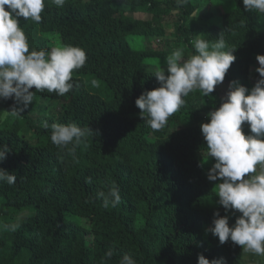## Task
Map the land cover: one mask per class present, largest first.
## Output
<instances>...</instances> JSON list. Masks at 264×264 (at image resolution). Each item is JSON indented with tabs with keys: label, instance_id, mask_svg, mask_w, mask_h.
I'll return each mask as SVG.
<instances>
[{
	"label": "trees",
	"instance_id": "obj_1",
	"mask_svg": "<svg viewBox=\"0 0 264 264\" xmlns=\"http://www.w3.org/2000/svg\"><path fill=\"white\" fill-rule=\"evenodd\" d=\"M44 4L41 22L19 21L29 50H48L59 38L62 46L84 49L87 61L73 70L74 88L64 96L33 88L27 108L0 99V145L9 148L0 168L16 176L12 185L0 182V264H119L125 253L137 264H197L199 254L245 264L241 246L231 240L221 245L206 231L217 211L221 216L233 211L232 225L241 215L218 203V182L208 180L211 167L204 163L201 124L223 102L220 92L204 96L193 90L159 131L146 124L135 104L143 91L159 86L150 60L166 59L174 48L138 51L130 43L135 36L143 42L163 38L164 18L177 7L176 0ZM218 4L231 10L218 7L216 19L213 10L201 16L200 3L193 0L180 7L177 46L193 48L198 34L209 41L222 35L225 50L235 48L236 59L221 84L237 81L249 88L253 71L254 85L259 79L256 55L264 54V15L246 10L243 0ZM211 16L207 27L199 26L198 19ZM14 107L23 108L20 115L10 114ZM73 122L93 131L74 155L50 139L53 123ZM242 129L250 133L247 124ZM113 182L121 201L106 208L97 192ZM25 208L34 212L19 220Z\"/></svg>",
	"mask_w": 264,
	"mask_h": 264
},
{
	"label": "clouds",
	"instance_id": "obj_2",
	"mask_svg": "<svg viewBox=\"0 0 264 264\" xmlns=\"http://www.w3.org/2000/svg\"><path fill=\"white\" fill-rule=\"evenodd\" d=\"M62 7L65 0H53ZM187 0H176L177 8ZM246 10L264 14V0H243ZM44 0H0V99H13L27 108L33 102L34 92L56 93L64 96L74 88L72 73L84 67L87 55L78 46L64 45L48 50L33 48L20 26V18L41 22ZM194 53L185 56L180 48L166 57L167 74L157 68L154 76L159 86L143 91L135 100L141 110L140 116L153 130L163 129L168 118L184 105V97L193 90L209 96L215 86L224 81L231 64L235 61V48L226 49L225 39L220 35L215 41L203 39L200 34L193 39ZM259 79L249 90L232 81L226 98L218 108L206 115L208 122L201 124V133L207 145V158L215 162L207 172L209 181H217L218 203L225 211L241 213L233 225L229 217L214 213L212 226L206 229L218 237L221 245L229 240L243 248L245 253L264 256V54H257ZM95 83V81H93ZM23 108H13L12 116L20 115ZM247 124L250 133L245 134L242 125ZM43 127L48 128L47 121ZM93 131L76 123L51 125L50 139L60 148L75 154ZM9 148L0 145V161L6 159ZM0 182L12 185L16 176L0 168ZM91 183V178H86ZM104 207L115 208L121 201L118 185L113 182L107 190L97 192ZM15 230L16 225H5ZM109 250L105 256L111 258ZM119 264H137L125 253ZM197 264H225L223 258L209 260L198 255Z\"/></svg>",
	"mask_w": 264,
	"mask_h": 264
},
{
	"label": "rangeland",
	"instance_id": "obj_3",
	"mask_svg": "<svg viewBox=\"0 0 264 264\" xmlns=\"http://www.w3.org/2000/svg\"><path fill=\"white\" fill-rule=\"evenodd\" d=\"M158 1H162V2H167L168 0H158ZM193 2L195 3H200V10L199 13L201 16L205 15V13H207L209 10H213L215 11V19L217 16V12H218V7H222L224 10L229 11L230 9H226L224 7V5L222 4H218V0H193ZM169 5L171 6L172 3H169ZM177 7H172V9L169 11V13L165 16L164 18V25L166 27V34L163 38H153L152 41H147L145 40V42H143V39L141 37L135 36L134 40L131 41V45L138 51H142L145 47H148V49H152V50H162V49H169L170 47L177 49V43H176V32H177V28H176V24H177V16L181 13L182 9L179 8V11H174V9H176ZM131 16H134L136 18H140V19H145V18H149L150 14L147 13H143V12H131L128 13ZM264 15V14H263ZM212 16L209 18H203L201 17L200 19L197 20L199 26L202 27H207L210 24V19L213 18ZM218 20V17H217ZM213 24L217 25V22H213ZM201 37L203 38V36L201 35ZM159 41V42H158ZM56 46H62V44H60V40L59 38H55V44L54 47ZM183 53L185 56H189L191 54L194 53V48H190V49H182ZM166 59H154V60H150V65H149V70L155 71L157 68H164L165 71H167V65H166V61H164ZM153 63V64H152ZM255 71L252 72V76H251V83L252 85L248 88L249 90L254 86V74ZM239 83V82H238ZM229 84L230 83H223V84H218L215 86V89L218 90L220 92V96L221 98L224 100L226 98V93L228 91L229 88ZM241 84V83H239ZM242 85V84H241ZM208 122V121H206ZM215 160L214 158H207V155L204 156V163L205 165H208V167H211L212 164H214ZM34 212L33 208H25L24 210H22L21 212H19V220H24L26 219L31 213ZM234 212L231 211L228 215L229 217V225L231 226V219L233 217ZM245 264H264V256H257V255H253L251 253H246L245 255Z\"/></svg>",
	"mask_w": 264,
	"mask_h": 264
}]
</instances>
